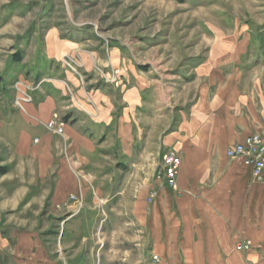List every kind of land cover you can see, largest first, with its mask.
Segmentation results:
<instances>
[{"label": "crops", "instance_id": "crops-1", "mask_svg": "<svg viewBox=\"0 0 264 264\" xmlns=\"http://www.w3.org/2000/svg\"><path fill=\"white\" fill-rule=\"evenodd\" d=\"M238 26L244 31L247 25ZM24 39L21 50L0 52L3 58L0 142L8 153L17 156L15 159L19 157L35 164L34 172L29 171L33 177L37 170L31 185L39 180L41 191H45L43 187L53 177L49 198L46 191L51 204L46 216L59 217L61 230L46 229V235L60 234L63 244H68V240L88 239L83 227L70 228L66 233L67 223L88 215L90 221L86 227L90 228L89 232H98V206L112 199V195L123 198L127 187L134 183L130 216L135 225L130 228L128 246L121 247L126 248L124 253L130 264H150L152 254L159 257V264H264L263 188L251 180L249 167L225 154L228 147L264 128V111L258 110L252 100L242 107L236 81L262 66L256 57L264 52H242L235 45L233 35L222 33L224 52L213 58H186L183 69L173 70L160 78V82L157 76L142 72L143 75L141 66L127 65L129 71L121 72L116 80L123 96L118 101L119 113L114 115L116 103L105 96L107 89L114 86L102 82L94 70L95 64H89L90 59L97 61L101 54L87 48L90 39L71 34L65 38L52 35V40L45 41L43 48L35 47L34 52H26L31 42L25 36ZM71 46H74L71 50L79 48L80 57L88 63L80 69L83 83L60 62L63 50L68 51ZM111 54L115 61L120 57L118 52ZM32 63L34 67L39 65L33 72L25 70ZM9 64H14V68L9 70ZM114 66L118 63L114 62ZM22 75L31 80H48L33 94V102L26 106L24 114L13 107L12 89L14 80H21ZM68 83L72 88L71 98L65 94ZM56 113L65 122L64 136L71 144L69 153L78 161L74 164L84 165L90 185L88 192L84 191L85 204L81 211L72 218L68 214L65 219L57 208L68 204L70 194L75 193L76 179L60 156L62 138L43 128V123ZM146 120H156L154 130L164 124L158 132L152 131L156 136L153 145L150 143L153 125ZM115 122L116 143L102 146ZM34 139L38 142L34 143ZM152 147L154 152H150ZM169 152L181 160L175 191L162 175L161 158ZM147 153L153 154L152 157ZM105 159L116 160L115 166L104 163ZM14 171L11 163L0 165V179ZM123 172L127 173L126 180L121 181V191L115 192L116 178ZM18 182L12 178L3 185L15 186ZM10 226H0V236L5 233L8 240H19L23 231ZM74 231L78 234L74 235ZM240 242L248 244L247 250H236ZM36 245L42 258L40 264H68V260H78L77 255L53 259V251L37 240ZM96 245V242L85 243L90 250L89 262L103 254V247L97 249ZM112 250L110 246L109 251ZM31 260L28 256H11L0 248V264H30Z\"/></svg>", "mask_w": 264, "mask_h": 264}, {"label": "rangeland", "instance_id": "rangeland-1", "mask_svg": "<svg viewBox=\"0 0 264 264\" xmlns=\"http://www.w3.org/2000/svg\"><path fill=\"white\" fill-rule=\"evenodd\" d=\"M235 20L237 24H234ZM239 23L247 25L244 31L238 26ZM0 29V52L21 50L22 48L19 47L25 40L24 36L31 42L26 52H34L35 47L43 48L45 41L52 40V35H62V38H65L67 34H71L81 39H90L87 48L89 47L91 52L101 54L97 58L98 62L92 58L89 64H95L104 73L107 72L108 76H116V72L121 75L123 74L121 72L129 71L127 65L134 67L139 65L143 68L141 73L157 76L160 82V78H165L173 70L183 69L186 58H213L219 52H224L221 49L222 33L225 36L233 35L235 45L239 46L242 52H264V0H184L183 3H178L176 0H0ZM12 44L16 46L14 49ZM73 47H70L69 52L63 50L65 53L60 60L64 57V60L69 61L67 58L74 56L78 60L80 55L78 52L81 50L76 49L77 47L71 50ZM111 52L120 53L117 61L112 58ZM256 61L262 66L236 80L241 91L239 100L242 107L248 100H252L258 110L264 111V54L257 53ZM114 62H117L118 66H114ZM2 63L3 58H0V65ZM84 63L87 66L85 60ZM34 66L32 63L26 66L25 70L33 72L37 67ZM7 68L11 70L14 64H9ZM8 75L13 79L10 71ZM22 79L31 83L30 77L22 75ZM150 80H153V77ZM68 85L69 89L65 88V94L71 98L72 88L69 83ZM118 85V82L112 81L111 86L114 87L107 89L105 94L107 100L110 98L116 103L114 115L119 113L118 101L123 96L119 93ZM12 89L15 95L14 85ZM73 90L75 92L74 88ZM28 94L30 95V92ZM156 94L159 95L158 87ZM149 121L145 122L153 125L150 137V143L153 145L156 136L152 131L156 120ZM156 128L154 132L163 129L164 124ZM114 131L117 132L116 122L115 128L113 126L108 140H105L102 146L116 143ZM64 134L63 130L60 156L65 161L70 175L76 179L73 182L75 193L72 195L81 199V204L70 200L63 208H57L65 219V216L73 213L77 206L85 204L84 191L88 190L90 185L86 178L87 173L82 168L84 165L74 164L78 161L69 153L71 144ZM233 146L227 148L225 152L227 158L228 151ZM154 148H150V152H154ZM6 150L7 147L0 142V165L7 166L11 163L15 171L0 179V226L6 228V225H11L12 229L23 231L20 239H14V242L8 240L7 234L2 233L0 248L6 254L16 257L28 256L32 259L30 264H40L42 258L37 250V240L49 251L54 252L53 259L58 257L66 259L77 255L78 260H75L76 262L68 260V264H130L129 257L127 259L125 257L126 248L121 249V247L128 246L129 231L135 225L130 211L131 195L136 184L132 183L127 187L123 198L112 195V199L108 202L104 201L101 205H97L100 216L98 232H89L90 228L86 227L90 221L88 215L79 216L74 221L70 220L65 228L66 233L70 228L83 227L88 239L75 240L71 236L74 241L66 240L68 244H63V237L60 238V234H53L50 237L44 233L46 229L54 232L57 229L61 230L59 217L53 214L46 216L51 205L48 198L51 194L53 177H50L43 187L45 191H41L39 180L30 184L37 176L36 169L33 177L29 173L30 170L34 172L35 164H31L27 159L19 157L15 159L17 156ZM146 155L152 157L153 154ZM103 162L113 167L116 164V160L112 159H105ZM161 165L162 167L164 165L163 158ZM180 166L181 164L178 169ZM125 176L127 173L123 172L116 178L118 184L114 187L115 192L121 191L120 184L122 180H126ZM12 178H17L21 183L18 182L15 186L3 185ZM46 191H49L48 198ZM87 241L96 242L97 249L99 246L103 247V254L96 256L90 262L87 261L90 256V250L85 246ZM110 246L113 247L112 251H109Z\"/></svg>", "mask_w": 264, "mask_h": 264}, {"label": "built area", "instance_id": "built-area-1", "mask_svg": "<svg viewBox=\"0 0 264 264\" xmlns=\"http://www.w3.org/2000/svg\"><path fill=\"white\" fill-rule=\"evenodd\" d=\"M63 60V62L72 70L75 68H81L83 66L82 62H78L70 59ZM75 71V70H74ZM117 74V72H116ZM103 78L106 82H112L113 76H108L107 74L102 73ZM38 85L26 84L23 82H17L14 85L16 91V97L14 100V106L21 112L25 111L26 104H29L32 101L31 96L28 92L36 90ZM64 124L57 114H54L52 118L44 124L47 132L59 135L63 137V128ZM37 142V140H35ZM228 158H241L244 161V164L251 167L252 179L254 182L260 184L264 190V130L254 133L252 136L247 137L242 143L235 144L228 151ZM163 176L170 187H176V176L178 172V167L180 165V159L175 156L173 153L164 155L163 157ZM153 196V195H152ZM151 196V198H152ZM70 199L76 203L80 202L81 199L76 195H72ZM151 199H149L150 201ZM82 205L77 206L75 209L76 212ZM248 248L247 244H238L236 249L238 251L245 250ZM151 264H158V257L152 256Z\"/></svg>", "mask_w": 264, "mask_h": 264}, {"label": "trees", "instance_id": "trees-1", "mask_svg": "<svg viewBox=\"0 0 264 264\" xmlns=\"http://www.w3.org/2000/svg\"><path fill=\"white\" fill-rule=\"evenodd\" d=\"M178 3H183L184 2V0H176ZM17 58H19V60L18 61H20V56L19 55H17L16 56ZM0 84H1V79H0Z\"/></svg>", "mask_w": 264, "mask_h": 264}]
</instances>
